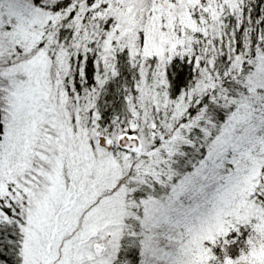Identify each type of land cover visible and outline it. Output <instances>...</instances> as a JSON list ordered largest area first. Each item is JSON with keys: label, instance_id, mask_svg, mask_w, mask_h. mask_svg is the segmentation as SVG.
<instances>
[{"label": "snow or ice", "instance_id": "obj_1", "mask_svg": "<svg viewBox=\"0 0 264 264\" xmlns=\"http://www.w3.org/2000/svg\"><path fill=\"white\" fill-rule=\"evenodd\" d=\"M0 264H264V0H0Z\"/></svg>", "mask_w": 264, "mask_h": 264}]
</instances>
